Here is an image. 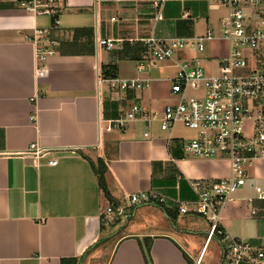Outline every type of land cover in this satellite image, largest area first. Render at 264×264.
Segmentation results:
<instances>
[{"label":"crops","instance_id":"obj_1","mask_svg":"<svg viewBox=\"0 0 264 264\" xmlns=\"http://www.w3.org/2000/svg\"><path fill=\"white\" fill-rule=\"evenodd\" d=\"M153 1L63 0L61 22L50 30L59 45L37 64L29 38L43 29L39 16L0 0V264H222L218 240L206 242L203 217L180 214L177 205L193 208L191 181L228 177L227 160L183 154L181 145L190 139L176 129L180 124L163 132L157 121H137L99 132L103 120L115 119L133 103L149 115L156 111L144 94L111 90L99 81L98 70L147 78L150 86L175 76L176 59L196 56L178 53L174 61L138 73V62L147 57L140 51L143 39L212 31L204 60L215 61V71L207 66L206 75H217L219 58L228 53V42L218 35L220 21L215 26L212 19L217 10L206 0H158L157 6ZM89 30L90 40L84 36ZM102 39L120 49L99 48ZM220 41L226 42L222 51ZM170 70L174 75L165 74ZM30 145L47 154L25 158ZM52 160L56 164L48 165ZM98 166L106 190L99 186ZM262 189L264 160H258L225 205L221 225L236 240L264 250V200L255 199ZM137 192H155L163 203L128 208L102 226L100 213L108 204L122 206L124 194Z\"/></svg>","mask_w":264,"mask_h":264},{"label":"built area","instance_id":"obj_2","mask_svg":"<svg viewBox=\"0 0 264 264\" xmlns=\"http://www.w3.org/2000/svg\"><path fill=\"white\" fill-rule=\"evenodd\" d=\"M116 0H94V3L110 4ZM24 12L32 16L51 18L48 29L35 30L29 38L34 46L37 64L52 55L50 48L59 43L50 38V30L59 26L58 16L64 11L63 0H12ZM211 10H226L220 20V39L228 42V53L219 58V73L206 75L201 59H176L180 51L201 54L206 45L215 39L212 31L191 38H147L142 43L147 57L138 62L137 71L160 67L175 61L176 74L170 80V93L179 96L176 103L162 107L160 113L148 114L136 104L118 117L103 120L105 127L99 132L120 131L130 123L141 121L150 124L157 121L159 129L169 132L180 124L194 131L195 137L181 145L183 154L200 159L225 158L229 176L216 180H194L190 187L196 196L193 208L178 203L180 214L194 213L208 226L206 242L217 239L222 248V264H264V250L233 238L221 225V213L235 191L244 185L247 169L256 161L264 160V0H206ZM158 0L153 4L157 6ZM161 17L158 14L157 18ZM98 47L106 51L120 49L113 40L102 39ZM99 81L106 82L116 92L136 93L147 89L150 80L135 77L124 79L115 74L104 77L100 70ZM203 89L201 98L186 99L187 89ZM99 123H102L100 120ZM47 154L35 145L22 154L36 160ZM52 160L48 165H55ZM264 200V189L255 197ZM163 203L155 192L126 193L122 206L108 204L100 213L104 227L114 223L124 210L142 204ZM250 204V200H248ZM254 215L255 211L251 210Z\"/></svg>","mask_w":264,"mask_h":264},{"label":"rangeland","instance_id":"obj_3","mask_svg":"<svg viewBox=\"0 0 264 264\" xmlns=\"http://www.w3.org/2000/svg\"><path fill=\"white\" fill-rule=\"evenodd\" d=\"M212 14V19L214 20L215 22V26H216V21L215 20H221L223 17L226 16V10L225 9H220V10H217V11H212L211 12ZM61 16V14H60ZM59 21L61 22V19L59 18ZM38 23L40 25L41 28L43 29H48L50 27V20L48 17H45V16H39L38 17ZM63 25H69V24H62L61 26ZM219 36H220V30L218 32ZM204 35V34H203ZM226 43V42H225ZM225 43L224 41H220L218 42V47H220L221 51L222 49L225 47ZM179 54L181 55V57H190V56H193V54H189V52L187 50H183V51H180ZM225 54V53H224ZM196 56H194V58H198V59H201V67L203 68V70L206 72L207 71V66L208 67H211V71L212 73H214L215 71V61H213L212 63H210L209 65L206 64L205 62V57L207 55L206 53V50L204 51V53L202 54H194ZM183 59H192V58H183ZM204 62V64H203ZM167 73H170V75H174V70H170V71H166L165 74ZM174 78V77H173ZM138 95L139 94H144V99H145V103L146 105L148 104V99L150 100V106H151V109L156 111V113H160L161 110H162V107H164L165 105L167 104H170V103H173L175 102L176 100H174V96L171 95L170 93V81L168 80H163V81H154L150 84L149 88L144 90V91H139V92H136ZM141 96V95H139ZM203 96V89L202 88H199L197 90H192V89H187L186 92L184 93V97L186 99H195V98H201ZM147 99V101H146ZM139 102V101H138ZM176 103V102H175ZM182 126V125H181ZM180 125H178L176 127V129L181 130L183 131V136L185 137V139H192L194 138L195 136V133L194 131L192 130H189V129H184L183 127H181ZM202 221V220H201ZM211 248L212 246L209 247L208 251L206 252L205 254V258H204V261L207 260V259H210L211 257ZM96 252H99V250H96L95 252H92V253H96ZM92 253H91V256H92Z\"/></svg>","mask_w":264,"mask_h":264},{"label":"trees","instance_id":"obj_4","mask_svg":"<svg viewBox=\"0 0 264 264\" xmlns=\"http://www.w3.org/2000/svg\"><path fill=\"white\" fill-rule=\"evenodd\" d=\"M91 34V32H90V30L89 31H86V34H84V36L85 37H87L88 39L90 38V37H92V36H89ZM75 38H77L76 36H75ZM76 40V39H75ZM90 40V39H89ZM73 44H75L76 45V43L74 42ZM137 46H139V44H137ZM139 49V48H138ZM140 51L142 52V54L143 55H146L145 53H146V51H145V49H143V48H141L140 47ZM142 55V56H143ZM111 75H113V73H111ZM110 75V76H111ZM103 76L104 77H109L108 76V74L104 71L103 72ZM128 94H132V92H127ZM96 174H97V177H98V182H99V186L101 187V189H103V190H106L105 189V185H104V179H103V170H102V168L100 167V166H98V168L96 169ZM105 193H106V191H105ZM147 249V248H146ZM147 251V250H146Z\"/></svg>","mask_w":264,"mask_h":264}]
</instances>
